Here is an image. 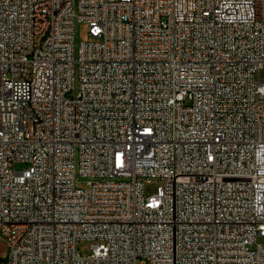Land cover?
Here are the masks:
<instances>
[{
	"label": "built area",
	"instance_id": "1",
	"mask_svg": "<svg viewBox=\"0 0 264 264\" xmlns=\"http://www.w3.org/2000/svg\"><path fill=\"white\" fill-rule=\"evenodd\" d=\"M0 237L4 264H264V0H0Z\"/></svg>",
	"mask_w": 264,
	"mask_h": 264
},
{
	"label": "rangeland",
	"instance_id": "2",
	"mask_svg": "<svg viewBox=\"0 0 264 264\" xmlns=\"http://www.w3.org/2000/svg\"><path fill=\"white\" fill-rule=\"evenodd\" d=\"M74 34H75V54L76 57L78 56V50L80 47V43L81 42H86V41H90L91 37L89 35V30H88V26L87 24L80 22L78 20L75 21V25H74ZM79 75V67L78 65L76 66L75 69V76L76 78H78ZM76 89H75V94H77V92L79 91V81H76ZM27 164L26 163H22V162H18L15 164V168L17 170H22L24 168H26ZM162 185V181L160 179L155 180L153 183L151 184H147L146 188H145V192L146 194H153L155 192H157ZM92 242L88 241V240H84L80 242V246H79V251L80 253L87 255L90 253V247H91ZM7 253V244L5 242V240L3 238L0 237V264H4L5 263V255ZM141 264V262H139ZM146 264H150L149 262H147Z\"/></svg>",
	"mask_w": 264,
	"mask_h": 264
}]
</instances>
